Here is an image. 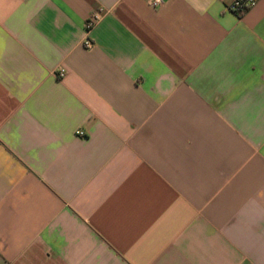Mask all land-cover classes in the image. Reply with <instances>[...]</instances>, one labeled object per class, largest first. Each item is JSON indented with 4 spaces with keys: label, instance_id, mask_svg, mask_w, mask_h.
Here are the masks:
<instances>
[{
    "label": "crops",
    "instance_id": "0c3cea01",
    "mask_svg": "<svg viewBox=\"0 0 264 264\" xmlns=\"http://www.w3.org/2000/svg\"><path fill=\"white\" fill-rule=\"evenodd\" d=\"M231 3L0 0V264H264V0Z\"/></svg>",
    "mask_w": 264,
    "mask_h": 264
},
{
    "label": "built area",
    "instance_id": "2783aa9c",
    "mask_svg": "<svg viewBox=\"0 0 264 264\" xmlns=\"http://www.w3.org/2000/svg\"><path fill=\"white\" fill-rule=\"evenodd\" d=\"M259 0H232L231 8L236 11H245L258 3ZM150 5L153 7H158L163 4L164 0H149ZM99 14L94 13L86 22V26L88 29L92 28L94 24L98 21ZM86 45L90 46L91 41L89 39L86 40ZM66 73V68L59 69L58 75L63 77ZM78 134L83 135L84 131H79Z\"/></svg>",
    "mask_w": 264,
    "mask_h": 264
}]
</instances>
